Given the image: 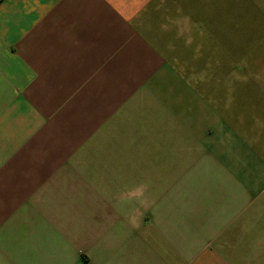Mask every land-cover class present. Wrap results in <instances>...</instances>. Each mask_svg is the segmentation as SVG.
I'll return each instance as SVG.
<instances>
[{
    "label": "crops",
    "instance_id": "obj_1",
    "mask_svg": "<svg viewBox=\"0 0 264 264\" xmlns=\"http://www.w3.org/2000/svg\"><path fill=\"white\" fill-rule=\"evenodd\" d=\"M0 264H264V0H0Z\"/></svg>",
    "mask_w": 264,
    "mask_h": 264
},
{
    "label": "rangeland",
    "instance_id": "obj_2",
    "mask_svg": "<svg viewBox=\"0 0 264 264\" xmlns=\"http://www.w3.org/2000/svg\"><path fill=\"white\" fill-rule=\"evenodd\" d=\"M117 138L116 135H111V140L106 143V145H108V148L111 149H116V148H123V146H125L127 149H137V142H124V143H119L118 140H112V138ZM137 141V140H136ZM84 145V144H83ZM137 160V159H134ZM115 163H110V165H113ZM129 165V164H126ZM133 165V164H131ZM110 178L112 181H137V164L135 166H133V168L125 171V172H120V173H116V174H110Z\"/></svg>",
    "mask_w": 264,
    "mask_h": 264
}]
</instances>
